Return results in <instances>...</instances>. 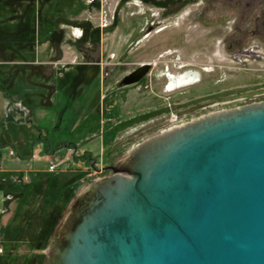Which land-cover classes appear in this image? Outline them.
<instances>
[{"label":"rangeland","instance_id":"obj_1","mask_svg":"<svg viewBox=\"0 0 264 264\" xmlns=\"http://www.w3.org/2000/svg\"><path fill=\"white\" fill-rule=\"evenodd\" d=\"M260 1L0 0V87L33 110L39 151L2 203L0 264H49L87 189L143 141L264 102V44L250 30ZM255 46L260 59L245 55ZM141 64L147 77L115 90Z\"/></svg>","mask_w":264,"mask_h":264},{"label":"water","instance_id":"obj_2","mask_svg":"<svg viewBox=\"0 0 264 264\" xmlns=\"http://www.w3.org/2000/svg\"><path fill=\"white\" fill-rule=\"evenodd\" d=\"M157 146L143 168H111V177L133 180L92 209L79 207L65 230L74 239L61 243L68 253L57 264H264V107Z\"/></svg>","mask_w":264,"mask_h":264},{"label":"crops","instance_id":"obj_3","mask_svg":"<svg viewBox=\"0 0 264 264\" xmlns=\"http://www.w3.org/2000/svg\"><path fill=\"white\" fill-rule=\"evenodd\" d=\"M14 96H17L16 91L0 87V225L6 220L1 213L2 203L10 200L16 190L15 176H22V180L24 177L22 183L26 187L27 177L34 170L38 171L32 166L34 156L39 152L35 151L32 141L33 110L25 100H14ZM36 132L41 131L37 129ZM37 136L43 137L40 133Z\"/></svg>","mask_w":264,"mask_h":264},{"label":"bare ground","instance_id":"obj_4","mask_svg":"<svg viewBox=\"0 0 264 264\" xmlns=\"http://www.w3.org/2000/svg\"><path fill=\"white\" fill-rule=\"evenodd\" d=\"M262 107H264V102L248 105L240 109H234L230 111H221L218 113H211L207 116H203L200 119L194 120L191 123H188L181 127H176L170 130L162 131L160 133V136L159 134L156 136H153L143 141L141 144L137 145L136 147H134L132 151L130 152V158L124 164L123 169L137 170L139 168H143L145 164L147 163V161L149 160V157L159 151L157 143L160 142L161 146L170 145L174 139L178 138V134L180 133V131L198 127L200 125H203L204 123L214 121L217 118L228 116L234 112H237L238 110L241 112L244 110L259 109ZM132 180H133V177L130 175L125 176L122 174L121 175L117 174L114 177L106 179L104 182L94 181L92 185L87 189V194L85 198H83L80 201L81 202L80 205L82 206L84 205V203L87 205L88 203L87 209L90 210L96 205H98L102 199L110 196L115 191L123 188L124 186L129 184ZM78 209L74 212L73 221L76 220L78 217V214H79ZM70 232L71 231L64 233L62 235V238L58 242V244H56L50 249L49 254L51 258L55 260L53 264H57V261L59 260L61 256L67 255L68 249L60 250V247H61L62 242L68 243V241H71L74 239L75 234H72V232L71 233Z\"/></svg>","mask_w":264,"mask_h":264},{"label":"flooded vegetation","instance_id":"obj_5","mask_svg":"<svg viewBox=\"0 0 264 264\" xmlns=\"http://www.w3.org/2000/svg\"><path fill=\"white\" fill-rule=\"evenodd\" d=\"M259 3L260 4H259L258 8H257L258 3L255 6V12H254L255 13V17L253 18V20L251 22L250 30L252 32V36L254 38H257L258 42L264 44V0L260 1ZM245 52H246L245 55H248V57H253L254 59L262 58L257 46L251 47V48L247 49ZM93 64L96 65V66L99 65V63H97V62L93 63ZM141 65H143V64H141ZM141 65H139L138 67H140ZM137 68L131 70L129 73H127L126 75L121 77V79H119V81L115 84V90H119L121 88H125V87L129 86V85H126V86L121 85V81L124 79V77H126L127 75L132 73ZM80 69L81 68H78L79 71L82 70V69L81 70ZM150 70H151V65H150V68L147 71V73L139 80V82H141L143 79H145L147 77V75L149 74ZM98 72H99V68L97 67L96 70H95V74L94 75L96 76L98 74ZM109 72L110 71H108V69H106V68L104 69V76H102V80L100 82L101 85H103V83L108 79ZM92 79H94V78L92 77L91 81H92ZM139 82H137V83H139ZM73 83H74V85L82 83L81 75L80 76L78 75V77L74 79ZM43 143L49 145V142H48L47 139H44ZM62 146H70V143L69 144H62Z\"/></svg>","mask_w":264,"mask_h":264},{"label":"built area","instance_id":"obj_6","mask_svg":"<svg viewBox=\"0 0 264 264\" xmlns=\"http://www.w3.org/2000/svg\"><path fill=\"white\" fill-rule=\"evenodd\" d=\"M56 168V166L51 162L50 164H49V166H48V169L50 170V171H53L54 169Z\"/></svg>","mask_w":264,"mask_h":264}]
</instances>
